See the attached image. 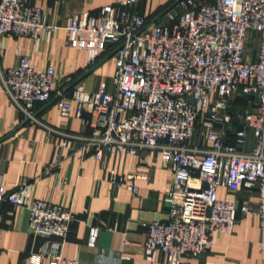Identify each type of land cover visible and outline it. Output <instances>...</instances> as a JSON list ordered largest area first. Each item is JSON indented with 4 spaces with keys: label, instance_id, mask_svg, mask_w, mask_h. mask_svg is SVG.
<instances>
[{
    "label": "built area",
    "instance_id": "1",
    "mask_svg": "<svg viewBox=\"0 0 264 264\" xmlns=\"http://www.w3.org/2000/svg\"><path fill=\"white\" fill-rule=\"evenodd\" d=\"M34 1L0 0V37L39 40L57 31ZM140 2L124 0L104 6L97 18L84 13L68 20L67 44L87 51L90 66L122 48L111 59V86L101 82L89 93L78 84L70 98L59 93L57 108L65 118L76 108L91 131L82 150L92 147L97 162L105 154L161 151L173 175L165 199L168 219L142 224L145 258L155 263L161 254L169 264H198L215 237L233 233L237 224L238 204L221 198L220 189L256 188L255 215L264 229V0H237L238 10L232 0H183L174 24L151 27ZM250 33L260 39L255 60L246 55ZM56 78L54 65L39 70L24 56L2 73L9 107L32 119L35 104L48 103L56 93ZM240 97L248 98L246 108L235 107ZM235 122L242 128L232 132ZM145 180L109 173L112 186L134 195L137 182ZM0 202L27 208L31 231L48 239L33 264H74L64 259L75 222L71 209L35 199L26 180L10 193L0 187ZM241 211L251 214L247 206ZM98 234L91 229L90 247Z\"/></svg>",
    "mask_w": 264,
    "mask_h": 264
},
{
    "label": "crops",
    "instance_id": "2",
    "mask_svg": "<svg viewBox=\"0 0 264 264\" xmlns=\"http://www.w3.org/2000/svg\"><path fill=\"white\" fill-rule=\"evenodd\" d=\"M121 1L124 0H35L34 4L46 12L48 24L57 31L39 40L0 37V187L10 193L26 180L33 186L35 199L73 211L75 222L64 247L67 263L169 264L161 254L155 263L146 260V231L142 227L143 223L168 219L165 199L173 175L163 163L161 151L144 149L139 157L105 154L103 160L97 162L92 147L88 146L86 152L82 150L91 131L77 118L76 108L68 118L57 108L59 93L70 98L71 85L92 67L88 64L87 51L67 44L68 20L84 13L97 18L104 6ZM176 1L141 0L138 10L150 25ZM173 15H177L174 9L168 14V23L158 24L157 21L154 25H169ZM24 56L29 57L36 69L54 65L57 71L56 93L48 103L35 104L32 119L20 108L9 107L11 100L2 82V73L17 66ZM253 58L255 60L256 56ZM114 70L115 66L113 74ZM104 73L102 65L80 84L89 93L96 92L101 82L111 86L102 78ZM64 142L67 143L65 148ZM197 143H201L198 137L194 141ZM111 171L145 175L147 180L137 182L139 193L134 195L125 186L111 185ZM219 195L236 200L237 224L233 233L215 237L212 249L198 264H264V248L261 247L264 229L255 215L259 203L257 189L243 188L235 193L220 189ZM244 206L249 207L251 214L242 213ZM92 228L99 230L95 247L89 246ZM47 240L31 231L27 208L0 202V264H33V256L42 250Z\"/></svg>",
    "mask_w": 264,
    "mask_h": 264
},
{
    "label": "rangeland",
    "instance_id": "3",
    "mask_svg": "<svg viewBox=\"0 0 264 264\" xmlns=\"http://www.w3.org/2000/svg\"><path fill=\"white\" fill-rule=\"evenodd\" d=\"M177 9L178 7L174 8L175 12H177V15H179L181 13V9L180 8L178 10ZM170 12L172 13L173 10H171ZM168 14L164 15L163 18L160 21H158V24H165L166 22L168 23ZM177 15H173L172 18L169 19L170 21L169 25L170 24L172 25L176 22ZM259 44H260L259 36L256 33H250L248 42L246 44V55L256 56ZM113 67L114 65L112 60H109L104 64L105 73L102 78L105 79L109 84L112 83V78L114 75Z\"/></svg>",
    "mask_w": 264,
    "mask_h": 264
},
{
    "label": "water",
    "instance_id": "4",
    "mask_svg": "<svg viewBox=\"0 0 264 264\" xmlns=\"http://www.w3.org/2000/svg\"><path fill=\"white\" fill-rule=\"evenodd\" d=\"M183 1V0H177L167 11H165L164 13H162L157 19H155L150 25H148V27L153 26L157 21H159L164 15H166L167 13H169L171 10H173L175 7H177L179 5V3ZM122 48V46H119L117 49H115L112 53L108 54L107 56H105L103 59H101L99 62H97L95 65H93L86 73H84L77 81H75L71 87L73 88L74 86L80 84L84 79H86L88 76H90L91 74H93L98 68H100L102 65H104L107 61L111 60L113 58V56ZM59 98V97H58ZM17 131V130H16ZM12 132L10 136H13L15 134V132ZM9 136V137H10Z\"/></svg>",
    "mask_w": 264,
    "mask_h": 264
},
{
    "label": "trees",
    "instance_id": "5",
    "mask_svg": "<svg viewBox=\"0 0 264 264\" xmlns=\"http://www.w3.org/2000/svg\"><path fill=\"white\" fill-rule=\"evenodd\" d=\"M175 2L171 3L170 5H168L166 7V9H164V12L167 11ZM163 12V13H164ZM247 101H248V98H244V97H240L237 99V101L235 102V107L237 108H246L247 107ZM242 128V124L240 122H235L234 123V128H233V131L232 132H236L238 130H240ZM232 140L231 142H233V137L231 136Z\"/></svg>",
    "mask_w": 264,
    "mask_h": 264
},
{
    "label": "clouds",
    "instance_id": "6",
    "mask_svg": "<svg viewBox=\"0 0 264 264\" xmlns=\"http://www.w3.org/2000/svg\"><path fill=\"white\" fill-rule=\"evenodd\" d=\"M232 4L237 10L239 9V5H238L237 0H232Z\"/></svg>",
    "mask_w": 264,
    "mask_h": 264
}]
</instances>
